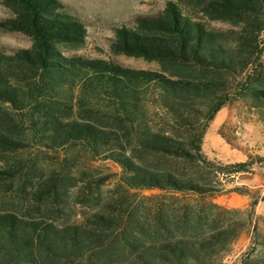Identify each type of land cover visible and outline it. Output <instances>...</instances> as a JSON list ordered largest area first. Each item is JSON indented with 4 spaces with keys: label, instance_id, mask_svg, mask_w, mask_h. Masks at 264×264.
<instances>
[{
    "label": "trees",
    "instance_id": "obj_1",
    "mask_svg": "<svg viewBox=\"0 0 264 264\" xmlns=\"http://www.w3.org/2000/svg\"><path fill=\"white\" fill-rule=\"evenodd\" d=\"M2 3L12 16L0 29L24 33L31 45L0 52V153L24 147L23 134L54 149L81 145L116 162L127 188L159 191L147 198L187 199L177 210L155 204L143 219L118 207V214L107 209L61 226L0 211V264H75L84 257L86 264L103 257L105 264L221 263L242 222L225 225L221 213L229 210L205 196L247 163L216 164L201 144L208 121L234 99L263 116L264 0L167 1L160 15L116 28L111 51L155 62L157 70L65 54L64 47L83 44L86 29L59 0ZM197 15L237 28H210ZM56 190L49 183L35 195L56 201ZM257 244L264 254V238Z\"/></svg>",
    "mask_w": 264,
    "mask_h": 264
},
{
    "label": "rangeland",
    "instance_id": "obj_2",
    "mask_svg": "<svg viewBox=\"0 0 264 264\" xmlns=\"http://www.w3.org/2000/svg\"><path fill=\"white\" fill-rule=\"evenodd\" d=\"M65 11L83 23L85 39L80 46L63 48L67 55L113 60L134 69H159L157 63L110 49L116 28L133 27L138 17L160 15L166 2L180 0H59ZM12 16L11 10L0 0V21ZM201 17V15H197ZM201 19L210 28L227 30L237 28L222 20ZM261 54L259 61L264 68V31L258 37ZM30 38L22 32L0 29V52L12 53L28 48ZM155 98V93L150 92ZM155 122H159L161 110ZM24 147L0 153V171L14 170L13 176L0 174V211H12L23 217L44 218L56 225L80 223L95 212L119 208L143 219L156 204L177 210L186 202V195L170 198L158 190L127 188L121 181V167L103 153L92 155L81 145H64L49 148L37 143L28 135H21ZM201 148L216 164L246 162L245 171L222 179L220 192L205 196L229 211L221 213L227 225L240 221L237 237L223 252L221 263L253 264L260 253L257 242L264 238V113L259 115L250 108L248 101L234 99L221 107L208 121ZM54 183L57 200L49 196L38 197L35 192L46 184ZM252 202H254L252 204ZM116 204V208H111ZM121 212V210H120ZM123 228L120 224L116 233ZM98 264H105L104 257ZM75 264H86V258Z\"/></svg>",
    "mask_w": 264,
    "mask_h": 264
}]
</instances>
